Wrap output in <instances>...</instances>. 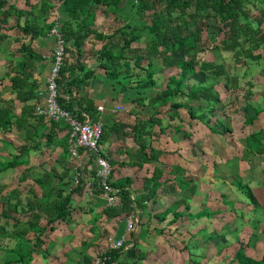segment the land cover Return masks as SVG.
<instances>
[{"label":"trees","instance_id":"1","mask_svg":"<svg viewBox=\"0 0 264 264\" xmlns=\"http://www.w3.org/2000/svg\"><path fill=\"white\" fill-rule=\"evenodd\" d=\"M52 1L25 0L26 8L21 9L14 0H0V87L3 90L0 91V133L27 130V143L19 149L21 155L4 159L0 163L3 171L23 165L24 153L41 145V137L38 140V134L31 135L30 130L35 128L33 121L40 122L44 128L49 122L57 124L36 111V105L40 103V84L35 74L42 56L32 47L35 39L51 34L53 29L62 36L65 45V60L58 78V102L62 109L83 123L100 120L94 102L83 94L95 76L82 60L83 47L92 38L104 43L100 49V67L107 72L110 90L116 95L114 99L123 97L137 118L131 131L141 150L138 156L140 168L159 158V152L147 138L153 136L156 126H162L161 116L168 118L169 126H172L175 120H182L180 110L185 109L191 120L202 123L211 133L226 136L234 132L232 122L235 116L242 117L245 125L254 126L264 113V98L256 100L252 83V70L262 68L264 73V0H55L58 9L54 8ZM123 3L126 8L122 16ZM98 9L107 15L111 12L114 19L124 20V26L109 35L98 32L94 27ZM55 12L57 18L50 21ZM220 53L230 54L231 59L223 57L217 62ZM210 56L214 59L210 60ZM239 67L246 68L243 75L237 74ZM164 81L165 85L160 86ZM220 88L227 93L226 99H223ZM6 94L11 98L7 99ZM150 107L155 111L153 116L143 118L141 112ZM18 109H21L19 114ZM173 126L175 133H180L181 126ZM126 128V125H120L117 132ZM113 131L116 130H110V133ZM186 137L191 135L186 133ZM106 138L107 131L103 126L101 141ZM47 141L52 142L51 137L48 136ZM243 142L248 159L264 156L261 132L250 133ZM146 150L150 151L149 155ZM65 152L69 153L68 146ZM101 154L104 156L102 149ZM205 155L210 156L211 169L222 164L218 160L213 163L212 154ZM214 155L221 158L218 153ZM242 160L234 155L226 165L233 177V186L247 199L245 203L220 195L215 210L205 204L202 210L194 211L184 196L170 211L173 218L166 228L176 226L177 233H184L186 222H189L190 237L194 235L191 231L200 224L199 220H203L200 236L207 234L202 236L207 245L215 238L210 231L215 222L223 227L233 222L236 224L234 236L231 235L234 242L221 245L217 254L208 257L205 264L221 262V254L230 247H233L230 264H264V253L257 258L249 255L250 250L256 249L260 238V234L253 231L252 224L258 210H264V204H260L256 196L264 186L253 187L244 181L239 168ZM32 171L30 167L20 176V182L29 183L23 188L26 196H22L23 191L19 189L8 191L6 186H0V250L5 254L1 264H31L38 254L49 259L51 235L58 224H70L76 209V195L86 193L85 174L73 173L70 169H64L61 174L49 170L29 182ZM182 173L174 171L173 175ZM76 175H80L78 184L75 183ZM112 175L111 183L119 191L122 205L105 207L96 221L103 216L108 220L128 218L136 210H146L149 199L160 187L162 173L156 171L152 180L147 181L144 190L150 196L134 192L131 179L115 183ZM177 178L174 181L179 185L173 181L169 188L172 192L180 189L184 193L185 184H180ZM89 182L93 186V195L99 196L101 189L96 172ZM192 183V179L188 181L190 194L194 195L196 186ZM182 207L183 210L179 211ZM166 214L168 212L162 216V221L167 218ZM23 217L27 218L26 221ZM143 225L139 224L140 227ZM134 229L123 247L109 249L103 254L104 264H145L148 254L139 242L149 232L145 229L138 234ZM162 233L164 229L158 231V234ZM123 234L119 233L117 238ZM106 236L109 238L110 234L106 233ZM182 243L180 251L189 253L192 249ZM83 264L96 263L85 255Z\"/></svg>","mask_w":264,"mask_h":264},{"label":"crops","instance_id":"2","mask_svg":"<svg viewBox=\"0 0 264 264\" xmlns=\"http://www.w3.org/2000/svg\"><path fill=\"white\" fill-rule=\"evenodd\" d=\"M14 1L19 8H26L25 0ZM52 5L55 6L54 8L56 9L59 8L58 2L55 0L52 1ZM125 8L126 5L123 3L121 6L122 16L125 15ZM53 15L56 17L51 16L49 19L50 21L57 18V12ZM114 17L115 16L112 15L111 12L107 15L98 9L94 26L95 29H97L98 32H103L104 35H109L119 27L124 26V20H117L114 19ZM56 43L57 37L53 34L37 38L32 42V47L42 56V61L38 63L35 74V79H37L40 84V103L38 104L41 106L47 105L46 81L52 68L53 52ZM103 44L104 43L100 42L98 39L92 38L83 47L84 56L82 60L88 70L95 73L94 78L89 82V86L83 94L86 93L87 95L84 96H87V98H89L88 100L94 102V105L100 113V120L98 122H101L103 126L106 127L107 138L101 141V149L105 158L108 159L112 165V179L115 183L120 180L131 179L133 183L131 188L134 192H143L150 196L148 191L144 190V187L147 186V181L150 179L152 180L156 171L162 173L159 180L160 187L155 196L149 199L146 210L139 209L133 214L136 223L134 229L135 233L140 234L142 230L144 231L145 229L149 232L147 237L139 242L142 250L148 254L145 264H195V262H200L202 264V258L199 260L197 252L200 249V244L204 242V238L200 236V231L203 230L204 227L203 220H199L200 224L198 221L199 225L195 224L198 226H195V230L191 231V233L194 234L192 237L188 234L189 229L185 228L186 232H184V234L187 235L185 241L184 239L180 240L176 237V234L168 236L169 233H175L177 227L170 226L166 228V226L171 218H173V212L170 211L174 203L184 196L188 198L189 204L194 211L202 210L205 204L210 207L213 206V210L217 208L216 200L218 196L214 193L204 194L203 185L206 178L209 176H216V170H219L222 165L227 166V161L225 163L223 161L222 163L219 161V158L215 157L214 154L217 152L216 149H211L206 152L202 142L200 143V147L191 144V142L197 141L196 138H199L200 125L203 126V124L199 123L197 120H191L188 112L185 109H181L180 118L182 120H175L174 123L171 124L172 126L174 124L180 125V133L176 134L172 126H169L168 118H163L164 116H161L163 122L162 126H156L153 130V136L147 138L148 141L152 143L155 150L159 152V158L151 163L144 164V166L140 168L141 161L138 156L141 150L131 131V127L136 124L137 118L130 112L131 107L124 103L122 96H118L114 99L116 95L110 90L107 82V72L100 67L102 63L99 59L100 49ZM178 54L181 55L182 53L179 52ZM229 55L230 54H228V56ZM229 58L231 59V55ZM245 71L246 68L244 67H239L236 70L238 75H243ZM255 71L264 76L262 68H260L252 70V78H254ZM165 83V81L164 83L161 82L160 86L165 85ZM0 91L3 92L1 87ZM6 98L9 99L11 96L6 94ZM263 98L264 95L260 98V101L263 100ZM20 112L21 109H18L17 114ZM154 112L153 108H146L141 112V116L148 119L153 116ZM55 122H57L56 125H52L49 122L47 128L41 126L38 121L32 122L35 128L30 130L31 135L38 134V140L41 137V145H38L37 149H31L24 153L22 159L23 162L25 161L27 164L24 162L23 165L17 169L9 168L5 171L0 169V175H2V177L0 176V186H6L8 191L19 189L23 191L22 196H26V189L23 188L29 183L20 182V176L30 167L33 171L30 173L29 182L40 177L45 171L56 170L61 174L64 169H70L73 173L85 174L87 178L86 184L88 183L89 178L97 171V166L93 161L89 160L86 155L80 154L79 159H73L70 153L67 154L65 152L67 146L69 147L71 130L64 121ZM120 125H126L127 128L123 132H117L118 126ZM110 130L116 131L110 133ZM26 132V129H22L21 131L14 129L12 132L6 134L0 133V163L4 161V159L8 160L12 158V155H21L19 149H22L27 143ZM186 133L190 134L191 137L185 138ZM48 136L51 137L52 142H46ZM140 141L142 142V139H140ZM226 150L228 149L224 151L226 152ZM145 153L149 155L150 151L146 150ZM205 153L207 155L212 154L213 163H216L215 161L218 160L222 164L215 169H211V164L209 165L206 163ZM174 171H183V173L174 176ZM14 173L18 174L17 180H15L16 182L8 178ZM176 177L180 179V184H185L184 193L180 189L172 192L171 188H169V186H172V182ZM191 179L193 181L192 186H196V191L195 194L192 195V198L188 194L189 186H191L188 184V181ZM174 182L175 185H179L176 180ZM85 192L84 195L78 194L75 197L77 204L75 203L74 205L76 209L73 213L74 218L70 224H58L56 231L51 235L48 247L51 257L47 259L46 257L44 258L42 254H38L34 257L31 264H83L85 255L89 256L96 263L98 259H103L101 257L107 250L114 249L113 245L115 242L119 240L128 241L130 239L131 232L128 231L127 218L122 217L108 220L103 216L96 221L102 210L109 206L100 195H89L86 189ZM180 210H183V207L179 209V211ZM166 212H168V214H166L167 218L162 221V216ZM24 219L26 221L27 218L25 217ZM140 223L144 224L143 227L139 226ZM186 224L189 225V222H186ZM232 224H234L236 229V224L234 222ZM91 229H94L96 233L94 234ZM160 229H164V233L158 234ZM235 229L231 232L232 236H234ZM105 232L108 233V235L110 234L109 238H106ZM122 232L124 234L120 238H117L118 234ZM232 240L234 242L235 238L233 237ZM180 242H185L184 245L187 244L189 246L188 248L192 250H190L189 253L183 254L182 251H180L183 248V245L180 246ZM0 253H3V257L0 258L1 264L5 254L1 250ZM123 260H127L125 255Z\"/></svg>","mask_w":264,"mask_h":264},{"label":"rangeland","instance_id":"3","mask_svg":"<svg viewBox=\"0 0 264 264\" xmlns=\"http://www.w3.org/2000/svg\"><path fill=\"white\" fill-rule=\"evenodd\" d=\"M211 55V54H210ZM222 55V56H221ZM223 57L229 58L228 54H219L217 56V62H221ZM210 60H213L214 57L210 56ZM258 72L255 71L254 78H253V84L255 85V88H253V92L255 94L256 100H260V98L264 95V76L261 74H257ZM222 81V80H221ZM221 89V88H220ZM222 91V97L223 99H226L227 93L224 92V89H221ZM263 94V95H262ZM243 105L244 103L241 102ZM229 126H231L230 123H228ZM200 132H199V138L191 142L193 146L198 145V147L201 146V142L204 144V147L206 152L211 149H216V153L221 155V158L219 161L223 163L228 161L230 157L239 156L240 158L244 159L240 161L239 167L243 172L244 181L246 183L251 184L253 187H260L264 186V156L256 157L253 160H250L246 157L247 152L245 151V144L243 140L246 136H248L252 132H261L263 140H264V113L262 114L259 121H257L254 126H247L244 124V119L240 116H235L233 118L232 122V128L234 130L233 134H227L226 136H220L219 134L211 133L208 127L201 126L200 125ZM202 131V132H201ZM194 140V139H192ZM191 140V141H192ZM199 143V144H198ZM225 149L226 152L224 151ZM230 151V152H229ZM229 153V155H228ZM206 163L209 161L210 156L206 157ZM212 159V157H211ZM210 165V161L208 162ZM216 176L214 177H208L205 179L204 182V194H216L220 197V195H227L230 197V199H235L237 202L245 203L247 199L236 190V187L233 186L232 181L233 177L231 175V172L229 171V168L227 166H221L219 170H216L215 172ZM2 177V175H0ZM18 174H11L9 180L15 181L17 180ZM16 182V181H15ZM189 196L192 198L193 196L190 195V192L188 191ZM203 194V193H202ZM256 196L258 200H260V204H264V187L262 190L256 192ZM229 200V199H228ZM241 206V204L239 205ZM263 209H259L254 222L252 224V229L255 233L260 234V238L257 242V247L255 250H250L249 255L254 257H261L264 253V216H263ZM186 228L188 225L185 226ZM185 229V228H184ZM235 229L234 224H229L225 227H223L220 223L215 222V227L212 228L210 231L211 234L215 237L209 244H205L204 242L200 244V249L197 252V256L199 260L202 258V264H205L208 262V257L214 256L219 251V248L221 245L228 243L230 244L233 242V237H231L233 230ZM262 233V234H261ZM176 237H178L180 240L184 239V241L187 238V235L184 233H177ZM202 236H207V234H203ZM180 242V246H181ZM231 245V244H230ZM175 252V251H174ZM3 253H0V258ZM233 255V247H230L229 249H226V252L223 251L221 254L220 261H215L213 264H230V261L232 259ZM207 257V258H205ZM180 260V259H177Z\"/></svg>","mask_w":264,"mask_h":264},{"label":"built area","instance_id":"4","mask_svg":"<svg viewBox=\"0 0 264 264\" xmlns=\"http://www.w3.org/2000/svg\"><path fill=\"white\" fill-rule=\"evenodd\" d=\"M51 34L57 37V43L53 52L52 68L47 77V105H36L38 115L54 121H64L70 128L69 136V153L73 159H79L80 154L88 156L97 166L96 177L100 182L102 197L109 207H119L122 205V199L118 195L119 191L115 189L111 183L112 165L101 154L100 141L103 134V124L101 122L90 123L80 122L72 117L70 113L62 109L58 102V78L65 60V45L62 36L53 29ZM119 109V108H118ZM117 109V110H118ZM124 110L123 108H121ZM83 174V173H82ZM80 175L76 176L75 183L78 184ZM85 189L89 195H93V186L91 182L85 185ZM128 231L134 229L135 219L129 216L127 219ZM126 241L119 240L114 243L113 248L119 249L125 245ZM96 264H104L103 259H98Z\"/></svg>","mask_w":264,"mask_h":264}]
</instances>
